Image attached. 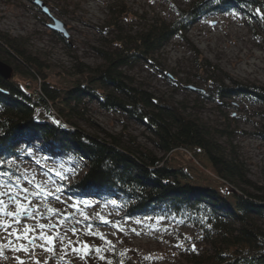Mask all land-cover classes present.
Masks as SVG:
<instances>
[{"label": "rangeland", "instance_id": "1", "mask_svg": "<svg viewBox=\"0 0 264 264\" xmlns=\"http://www.w3.org/2000/svg\"><path fill=\"white\" fill-rule=\"evenodd\" d=\"M194 1L0 0V34L22 39L46 64L48 83L65 90L83 80L77 75L79 66L103 65L100 51L116 47L118 29L133 36L155 21L173 22L177 11L188 10ZM58 23L62 31L52 29ZM0 61L13 68L12 80L29 93L38 92L41 82L17 75L18 63L1 48ZM150 62L122 73L156 98L184 104L186 114L208 125L227 153L244 165L247 178L264 188V106L243 96L222 102L203 95L212 89L206 80L213 77L227 86L264 89V10L258 19L245 17L238 8L206 14L183 39H173ZM63 119H70L84 133L121 137L125 145L161 158L158 171H147L170 189L214 190L234 204L228 191L232 187L219 179L204 155L194 150L166 155L143 123L103 109L96 99L85 97L79 115ZM36 142L20 167L26 182L22 187L29 189L27 197L21 193V202L29 215L14 224V230L35 238V244L16 240L0 228V264H116L119 259L122 264H195L212 255L202 230L165 214L163 207L128 216L117 197L105 202L92 194L71 196L65 188L79 181L86 169L57 159L52 148H40V141ZM34 185L40 186L39 191ZM12 190L18 189L0 184V191ZM3 199L8 211H17L7 195ZM0 221L11 222L4 216ZM25 227L34 231L25 232ZM40 235L54 238L55 251L46 250L53 245L45 244ZM21 246L28 251L18 250Z\"/></svg>", "mask_w": 264, "mask_h": 264}, {"label": "trees", "instance_id": "2", "mask_svg": "<svg viewBox=\"0 0 264 264\" xmlns=\"http://www.w3.org/2000/svg\"><path fill=\"white\" fill-rule=\"evenodd\" d=\"M236 8L247 18L258 19L264 0H195L188 10L177 11L173 22L155 21L133 36L118 29L116 47L100 51L103 65L79 66L77 75L83 80L65 90L48 83L46 64L22 39L0 34V48L21 69L17 75L41 82L38 92L29 93L19 81L0 77V173L20 177L15 181L14 176L0 175V184L7 186L11 181L22 187L26 183L20 174L21 161L33 141L39 140L38 146L52 148L57 159L86 169L79 181L65 188L71 196L92 194L105 202L117 197L128 216L163 207L165 214L180 217L205 233L212 255L195 264H264V188L247 178L244 165L227 153L208 125L186 114L184 104L156 98L122 73L141 62L150 64L173 39H183L200 17ZM206 82L212 87L203 94L207 99L223 102L243 96L264 106L263 88L227 86L215 77ZM85 97L98 100L105 110L143 123L155 137L157 149L166 155L200 152L219 179L232 187L228 191L234 204L214 190L170 189L147 171H158L161 158L125 145L121 137L105 134L100 138L84 133L70 119L65 121L63 116L79 115ZM116 264H122L120 259Z\"/></svg>", "mask_w": 264, "mask_h": 264}, {"label": "snow or ice", "instance_id": "3", "mask_svg": "<svg viewBox=\"0 0 264 264\" xmlns=\"http://www.w3.org/2000/svg\"><path fill=\"white\" fill-rule=\"evenodd\" d=\"M0 175L9 176V177L14 176L13 173H9V172L0 173ZM14 179L15 181H19L20 177L14 176ZM7 187L10 189H18V190H12L9 192L0 191V216L10 218V221H11V222L0 221V228H3L8 236H13L16 240H28L30 243L35 244V238L29 237L27 235H21L18 229L14 230V224H19L20 219L22 218V215L23 216L29 215L27 212V209L24 206V203L21 202V193H23L24 197H27L29 194V189L27 187H21L19 184L14 185L13 182L11 181L9 182ZM34 187L39 191V188H40L39 185H34ZM6 195L8 199L12 201V203L15 205L17 211L15 212L8 211V205L5 203V200L3 199V197ZM37 211H39L38 208H37ZM48 211H51L53 213L56 212L55 209H48ZM49 227H55V226L49 225ZM40 228L44 229L45 225H40ZM32 231H34V229L25 227V232H32ZM73 232L75 233V229H73ZM40 239L45 241V244L53 245L52 248H47L46 250L55 251L54 238L49 239L48 237L44 235H40ZM2 247L3 246L0 245V249H2ZM84 248H87V246L85 245ZM13 250H17V249H13ZM18 250L25 251V252L28 251V249L23 246H21ZM81 250L83 251L84 249H81ZM96 251L99 252L100 249H96ZM101 259H103V257H101ZM20 264H23V261H20ZM37 264H39V262H37Z\"/></svg>", "mask_w": 264, "mask_h": 264}, {"label": "water", "instance_id": "4", "mask_svg": "<svg viewBox=\"0 0 264 264\" xmlns=\"http://www.w3.org/2000/svg\"><path fill=\"white\" fill-rule=\"evenodd\" d=\"M53 30L62 31V26L58 23L57 26L52 27ZM14 70L8 64L0 61V77L6 81L13 79Z\"/></svg>", "mask_w": 264, "mask_h": 264}, {"label": "bare ground", "instance_id": "5", "mask_svg": "<svg viewBox=\"0 0 264 264\" xmlns=\"http://www.w3.org/2000/svg\"><path fill=\"white\" fill-rule=\"evenodd\" d=\"M84 24H86V25H87V24H88V23H87V21H84Z\"/></svg>", "mask_w": 264, "mask_h": 264}]
</instances>
